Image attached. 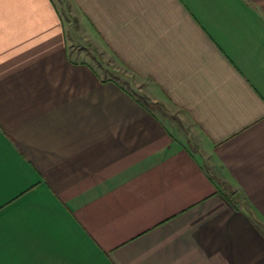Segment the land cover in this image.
<instances>
[{
	"label": "crops",
	"instance_id": "obj_1",
	"mask_svg": "<svg viewBox=\"0 0 264 264\" xmlns=\"http://www.w3.org/2000/svg\"><path fill=\"white\" fill-rule=\"evenodd\" d=\"M0 264H264V0H0Z\"/></svg>",
	"mask_w": 264,
	"mask_h": 264
},
{
	"label": "rangeland",
	"instance_id": "obj_2",
	"mask_svg": "<svg viewBox=\"0 0 264 264\" xmlns=\"http://www.w3.org/2000/svg\"><path fill=\"white\" fill-rule=\"evenodd\" d=\"M66 13L68 12L64 11L63 14H65L66 16L65 18L69 22V25L72 26L71 35L74 40L73 45H71L72 47H70V54L72 57L86 55L89 57V59L91 60L94 66H96L102 72L104 71L105 75H108L110 73L111 74L115 73L120 75L122 78L127 79V81H129L130 84L133 83L134 85L135 82L137 84L140 83L137 80L134 82L126 78L128 72L123 68V66H121L112 57L110 52L102 44L98 43V41L93 35H90L86 29H82V26L78 21L79 17H77L76 20L75 11L73 14L74 19L72 18L73 21L71 17ZM134 88H136V90L139 91L137 87L134 86Z\"/></svg>",
	"mask_w": 264,
	"mask_h": 264
}]
</instances>
